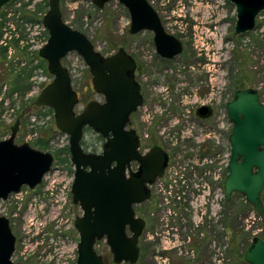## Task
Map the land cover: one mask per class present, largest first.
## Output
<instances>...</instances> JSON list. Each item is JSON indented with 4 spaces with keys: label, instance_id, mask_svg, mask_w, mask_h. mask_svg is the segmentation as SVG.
<instances>
[{
    "label": "rangeland",
    "instance_id": "374dc122",
    "mask_svg": "<svg viewBox=\"0 0 264 264\" xmlns=\"http://www.w3.org/2000/svg\"><path fill=\"white\" fill-rule=\"evenodd\" d=\"M149 1L159 13L165 29L184 44L182 54L172 60L157 54L152 32L130 34L129 11L118 0L110 1L103 9L96 7L92 0H60V5L64 21L85 33L96 50L111 55L123 46L135 58L140 68L136 75L146 105L152 110L160 105L162 108L168 106V109L180 108L189 118L202 98L203 90L210 91L211 88L221 109L232 95V75L239 72L247 77L245 87L258 89L264 101V10L257 17L253 31L234 36L236 8L229 0ZM48 10L49 0H11L0 11V141L10 136L19 119L16 143H29L54 156L52 168L41 184L34 189L25 185L19 193L0 200V215L10 219L17 237L12 257L14 264H76L78 256L79 232L75 219L83 214V210L73 202L71 188L75 169L70 159L69 136L57 128L53 109L38 108L34 104L41 90L54 78L48 71L47 61L39 54L49 38L43 25ZM62 62L80 96L77 112L91 100L104 101V96L93 89L92 74L79 54L71 52ZM169 97L171 100L164 101ZM190 121L175 135L172 130L177 124L174 121L163 128L168 148L176 156L171 174L172 179L177 178L172 187L177 192L184 188L181 183L187 174L186 184L202 187L198 180L202 172L198 168H202L203 160H199L198 151L189 149V140L198 128L193 119ZM155 126V122L150 124L151 130H155ZM39 140L46 141L47 148L39 147L36 144ZM103 142L104 138L100 139L93 129H85V150L100 153ZM182 144H186L182 149L186 152H178ZM182 174L184 177L179 178ZM154 193L153 200L136 209L137 215L147 221L145 233L140 238L141 257L136 264H165L166 256L171 264H248L237 257L246 246L247 234L264 238V224L259 215L253 207L247 209L244 206L243 195L235 193L232 202L235 240L229 251L227 237L220 229L216 242L209 234L199 236L195 229L191 234L184 229L185 235L179 233L170 238H165L166 234L162 233L154 244L153 234L149 231L152 221L159 219L160 232L168 217L178 221L181 212L184 213L179 208L183 202L180 203L178 196L168 204L166 200L174 193L170 195L166 187H155ZM174 201L175 206L171 205ZM166 206H173L171 209L175 212L169 213ZM153 207L159 212L150 216L149 210ZM182 216L186 218L185 214ZM191 219L197 224L202 220L201 214H192ZM211 241L214 248L210 246ZM96 250L103 255L106 264H116L106 239L97 242Z\"/></svg>",
    "mask_w": 264,
    "mask_h": 264
},
{
    "label": "water",
    "instance_id": "95a60500",
    "mask_svg": "<svg viewBox=\"0 0 264 264\" xmlns=\"http://www.w3.org/2000/svg\"><path fill=\"white\" fill-rule=\"evenodd\" d=\"M11 0H0V11ZM112 0H92L103 9ZM130 14L129 32L153 33L157 54L172 60L184 51L183 42L169 33L149 0H118ZM235 5L237 21L234 35L253 31L264 0H229ZM49 32L39 54L53 75L36 98L37 107L54 110L57 128L69 136L70 159L74 165L73 202L83 210L75 219L79 232L76 264H106L96 250L97 242L106 239L116 264H136L140 257V237L146 226L137 216L135 205L151 197L150 185L164 175L166 156L159 148L145 154L139 151V137L130 128L131 116L143 104L141 84L136 78L137 62L121 46L111 55L96 50L90 38L63 19L60 0H49L43 17ZM71 52L79 54L92 74L93 89L104 101H89L81 112L78 92L73 88L70 72L63 59ZM201 107L203 116H207ZM227 114L233 123L229 137L231 154L224 182L225 198L233 193L245 197L264 224V102L255 88L237 90L227 103ZM202 115V113H201ZM18 119L10 136L0 141V200L41 184L51 170L54 156L50 152L17 144ZM86 128L93 129L105 141L102 152H91L82 145ZM139 163L138 170L132 162ZM17 237L10 219L0 215V264H14ZM248 264H264V238L254 236L245 250Z\"/></svg>",
    "mask_w": 264,
    "mask_h": 264
},
{
    "label": "flooded vegetation",
    "instance_id": "af4514ba",
    "mask_svg": "<svg viewBox=\"0 0 264 264\" xmlns=\"http://www.w3.org/2000/svg\"><path fill=\"white\" fill-rule=\"evenodd\" d=\"M136 71H140L138 65ZM207 77L208 76H206L205 79H208ZM136 78L140 83L139 77L137 75ZM245 88H254V87H244L240 89H245ZM234 93H232L230 99H227L224 102L223 108L219 109L217 106V97L213 95L214 94L213 89L211 88L210 91L209 89H204L203 92L201 93L202 98L194 108L193 114L189 115L191 118L190 117L187 118L186 114L183 113L180 108L168 109V106L162 108V105H160V107L158 106L156 107V109L152 110L150 105H146L145 95L142 89L144 102L138 108V110L132 114L129 127L133 128L139 137V143H140L139 151L141 154H145L150 150H152L153 148H159L165 154L167 159L164 175L160 178H157L156 181L150 185L151 197L149 200L151 201L155 197V193H154L155 187L158 186H161V188L166 187L170 195H173L172 193H174V195L171 196L170 200H166L168 204H170L172 199H175L178 196V200H181L180 203L183 202L179 206V208H182L184 210V213L181 212L180 214L181 217L179 218L178 221H176L175 218H173L171 221L168 217V221H166L164 224L165 228L160 232L159 230L162 228V225L159 219L157 218L152 221L151 224L152 227L149 230L153 234L152 243L157 244L158 239H160V237L158 236L161 235L162 233L166 234L164 236L165 238H170L171 235L175 236V235H179V233L180 234L183 233L184 229H188L186 233L190 232V234L192 229H195L199 234V236L202 235L203 233L209 234L211 237L215 238V242H216L217 240L216 237L220 229L222 234L224 233L227 237L228 251L230 249L231 243L233 246L234 228H233V220H232V216H233L232 202L235 193L232 194L230 199H226L224 182L228 173L227 165L231 154V144L229 141V137L233 129V123L230 121L228 117L226 107H227V103L233 98ZM260 98H261V94H260ZM165 100L169 101L171 100V98L170 97L168 99L164 98V101ZM169 104L170 103H168L167 105ZM155 106L156 105H153V107ZM201 107H207L204 110V112H207L208 114L207 116H203V110H201ZM156 114H158L159 116H156ZM146 115L147 118L144 119ZM190 119H193V124L196 123L198 128L196 134L193 135L189 140V144H190L189 149H191V151L193 150L198 151L199 160L200 159L203 160L201 164L202 168H198V171L202 172L200 173L201 176L198 175L200 177L198 178V180L201 181L202 187L194 188L192 186V183L186 184L187 180L189 179V175L187 174V177L184 178V182L181 183V186L184 188H182V190L179 189V191L177 192L172 189L173 181L175 182L177 178L172 179L173 175L171 174V171H173V169L175 168L174 159L176 156H174L173 151L170 148H168L167 140H166L167 136L163 128H166V126L170 122L174 121V123L177 124V127H175V129L172 130V132L175 135L181 131L182 127H184L185 124L192 122L190 121ZM154 122L156 123L155 130H151L150 124H153ZM196 140H198L199 144H197L198 142H196ZM192 143L193 145L191 146ZM185 146L186 144L185 145L182 144L181 147H179L178 152L181 151L186 152L187 150H182ZM188 155L195 156L193 153H189ZM138 168H139V163L133 161L132 169L138 170ZM184 175L182 174L181 176H179V178L184 177ZM162 180L163 181L165 180V182L163 183ZM175 203L176 201H174V203H172L171 205L175 206ZM139 205L140 204L135 205L134 207L135 211L137 209V206ZM172 207L166 206V210H168L169 213L171 212L174 213L175 210H172L171 209ZM149 212H150V216L151 215L154 216L155 212L156 213L159 212V209L153 207L151 210H149ZM183 214H185L186 218L182 216ZM192 214L193 215L201 214L202 220L199 221V223L197 224H193L194 222L191 219ZM146 228H147V221L141 237L145 233ZM212 241L210 243V246L211 248H214ZM140 257H141V252H140ZM165 259H166L165 264H171L170 259L167 256Z\"/></svg>",
    "mask_w": 264,
    "mask_h": 264
},
{
    "label": "trees",
    "instance_id": "16d2710c",
    "mask_svg": "<svg viewBox=\"0 0 264 264\" xmlns=\"http://www.w3.org/2000/svg\"><path fill=\"white\" fill-rule=\"evenodd\" d=\"M17 77H19V76H17ZM246 80H247V77L242 72H239L238 74L232 75V81H231L232 93H234L235 91L239 90L240 88H244L245 87ZM16 88L19 89L20 87L19 86H16ZM40 108H48V109L52 110V108L45 107V106L40 107ZM99 138L102 139L103 137L99 135ZM36 144L39 147H41V148H47V146H48V144L46 143V141L43 142L41 140L37 141ZM82 145H83V141H82ZM67 151H68V149H67ZM243 204H244V206L247 209H252V206L250 204L246 203L245 201L243 202ZM253 237H254V235H252L250 233L247 234V237H246V246L239 252V254L237 253L238 259H240L244 263H245V260H244L245 250L248 248V246H249V244H250V242H251V240H252ZM234 240H235V237L233 236V243H234Z\"/></svg>",
    "mask_w": 264,
    "mask_h": 264
}]
</instances>
